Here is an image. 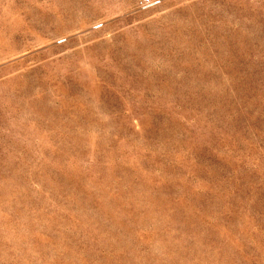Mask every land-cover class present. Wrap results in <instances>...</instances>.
I'll list each match as a JSON object with an SVG mask.
<instances>
[{"label": "rangeland", "instance_id": "1", "mask_svg": "<svg viewBox=\"0 0 264 264\" xmlns=\"http://www.w3.org/2000/svg\"><path fill=\"white\" fill-rule=\"evenodd\" d=\"M0 264H264V0H0Z\"/></svg>", "mask_w": 264, "mask_h": 264}, {"label": "built area", "instance_id": "2", "mask_svg": "<svg viewBox=\"0 0 264 264\" xmlns=\"http://www.w3.org/2000/svg\"><path fill=\"white\" fill-rule=\"evenodd\" d=\"M161 2V0H142L141 5L143 7L156 6Z\"/></svg>", "mask_w": 264, "mask_h": 264}, {"label": "crops", "instance_id": "3", "mask_svg": "<svg viewBox=\"0 0 264 264\" xmlns=\"http://www.w3.org/2000/svg\"><path fill=\"white\" fill-rule=\"evenodd\" d=\"M142 0H138V4H141Z\"/></svg>", "mask_w": 264, "mask_h": 264}]
</instances>
